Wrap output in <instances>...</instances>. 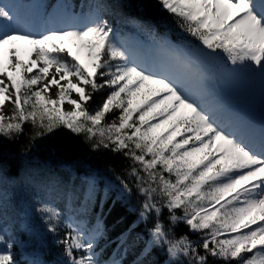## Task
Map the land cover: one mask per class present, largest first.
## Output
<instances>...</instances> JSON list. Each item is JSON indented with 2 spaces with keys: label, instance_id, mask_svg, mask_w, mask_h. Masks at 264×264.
<instances>
[{
  "label": "snow or ice",
  "instance_id": "1",
  "mask_svg": "<svg viewBox=\"0 0 264 264\" xmlns=\"http://www.w3.org/2000/svg\"><path fill=\"white\" fill-rule=\"evenodd\" d=\"M157 3L198 44L161 38L159 59L145 66L117 43L100 0L83 26L40 34L18 4L0 0V140H18L25 124L32 139L65 129L93 151L130 161L128 179L115 178L118 199L134 188L143 198L140 220L152 221L138 264L154 248L166 253L164 264H264V127L257 141L249 122L227 114L214 97L215 77L204 71L225 58L226 73L253 72L264 83V0ZM105 87L111 91L90 111ZM36 211L49 233L67 229L57 240L63 264H99L98 231L86 233L47 203ZM181 223L200 240L176 237ZM22 244L0 228V264H19L13 248Z\"/></svg>",
  "mask_w": 264,
  "mask_h": 264
},
{
  "label": "trees",
  "instance_id": "2",
  "mask_svg": "<svg viewBox=\"0 0 264 264\" xmlns=\"http://www.w3.org/2000/svg\"><path fill=\"white\" fill-rule=\"evenodd\" d=\"M31 1L23 0V5H29ZM81 1L71 0V3L75 6ZM84 1L97 3V0ZM100 2L109 6L107 12L116 21L130 18L129 16H137L155 30L181 31L173 17L162 10L157 0H100ZM100 82L103 81L98 80V83ZM110 91L105 87L95 92L89 101V110L94 111L100 106ZM65 107L68 106L65 105ZM32 135L31 126L25 124L24 134L18 140H0V228L8 227L14 237H20L26 242L33 241L35 247L48 260L56 262V258H64L63 248L57 244V240L63 238L67 230L64 229L58 235L49 233L41 214L36 211L40 204L47 203L63 212L62 203L47 196V188L54 194L58 191L68 194L78 206L87 204L86 207H90L92 200L88 203L89 200L86 199L84 202L80 195L81 189L78 181L81 177H78V173L87 177L94 175L97 178L112 179L119 185L115 178L119 175L128 179L125 173L130 161L121 154H114L108 150L93 151L83 137H77L65 129H58L36 139H32ZM63 168L66 170L62 171ZM35 175H38L37 179H33ZM29 176H31L30 180ZM18 178L20 182L14 184L13 181H17ZM102 187L104 184L100 183L92 199L96 200L99 207L103 209L102 213L105 214V222L109 229L106 234L110 237V241H116L115 244H118L122 238L125 239L122 234L126 229L131 228L136 231L131 234L130 239H134L137 232L146 234L147 228L152 227V221L140 220V203L143 198L136 194L135 189L133 188V194L129 196L130 202L128 203L122 199L112 202L111 197L101 200L99 193ZM114 199L116 200L115 197ZM22 212L27 222L30 223L27 235L21 231L19 225L17 227L14 225ZM166 217L167 211L165 210L162 219H165L167 224ZM175 235L176 237L188 235L193 241L200 240V234H190L187 227L181 224L176 226ZM134 247L135 245L129 248V255L134 253ZM13 252L19 264H25L21 261L17 247L13 248ZM153 254L147 256L153 260L150 264H164L166 259L163 253Z\"/></svg>",
  "mask_w": 264,
  "mask_h": 264
},
{
  "label": "rangeland",
  "instance_id": "3",
  "mask_svg": "<svg viewBox=\"0 0 264 264\" xmlns=\"http://www.w3.org/2000/svg\"><path fill=\"white\" fill-rule=\"evenodd\" d=\"M7 2L16 3L19 5V0H7ZM77 16H74V19L65 21V16H59L60 19L57 20V25L64 26V27H71V26H81L88 22L87 18L85 21H82L79 23V19L76 18ZM32 21H29L28 24L32 31L36 30L37 34H40L42 32H45L48 28L49 22H47V19L41 20L40 15L32 16ZM59 23V24H58ZM42 24V25H41ZM41 27V29L39 28ZM40 29V30H39ZM49 31V30H47ZM139 33L137 36H140ZM135 37V36H134ZM141 37V36H140ZM117 40V39H116ZM135 42V41H134ZM138 42L140 43V46H148V43L145 42L142 39H139ZM122 46H127L128 42L124 41L123 43H120ZM136 56V52H132ZM251 75L248 74V72H239L235 74L227 73L226 79H227V88L231 90V92H235L241 95H235V96H243L247 100L252 99L251 101H247L248 103L255 104V106H261V104H264L263 97L264 95H256L260 89L261 86H264L262 82H260V77L256 75L253 72H250ZM262 83V84H261ZM75 95V94H73ZM251 97V98H250ZM35 257V256H34ZM38 259V257H35Z\"/></svg>",
  "mask_w": 264,
  "mask_h": 264
}]
</instances>
